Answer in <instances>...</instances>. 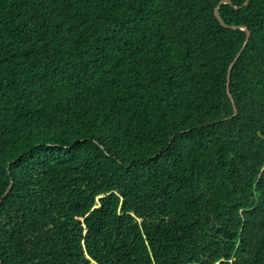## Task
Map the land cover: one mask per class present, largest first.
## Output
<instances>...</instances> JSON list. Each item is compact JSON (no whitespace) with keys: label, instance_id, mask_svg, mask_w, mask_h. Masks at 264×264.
I'll return each instance as SVG.
<instances>
[{"label":"trees","instance_id":"1","mask_svg":"<svg viewBox=\"0 0 264 264\" xmlns=\"http://www.w3.org/2000/svg\"><path fill=\"white\" fill-rule=\"evenodd\" d=\"M245 2L0 0V264H264Z\"/></svg>","mask_w":264,"mask_h":264},{"label":"water","instance_id":"2","mask_svg":"<svg viewBox=\"0 0 264 264\" xmlns=\"http://www.w3.org/2000/svg\"><path fill=\"white\" fill-rule=\"evenodd\" d=\"M248 2H249V0H246V2L244 3V6H246L248 4ZM226 3L229 4L228 1H222V2H220L219 5L215 9V17L218 19V21L220 22V24L222 26H224V27H226V25L224 24V22L222 21L220 15H219V7H220L221 4H226ZM237 28L238 27H231V29H237ZM242 30L246 31V39H245V42H244V46H245L247 44V42H248L250 33L246 29H242ZM244 46H243V48H244ZM240 53H241V51L237 54V56L235 57L234 61L230 64L229 69H228V73H227V94H228V96L230 98V101H231V104L233 106V111H234V114L233 115H236L237 110H236L234 101H233V99H232V97H231V95L229 93V89L228 88H229V83H230V73H231V70H232V68L234 66V63L239 58Z\"/></svg>","mask_w":264,"mask_h":264}]
</instances>
